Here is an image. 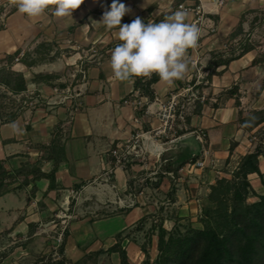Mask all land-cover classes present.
<instances>
[{
    "label": "crops",
    "instance_id": "obj_1",
    "mask_svg": "<svg viewBox=\"0 0 264 264\" xmlns=\"http://www.w3.org/2000/svg\"><path fill=\"white\" fill-rule=\"evenodd\" d=\"M120 2L131 8V12L122 18V24L131 23L137 16L147 24L160 13L170 11L173 0ZM111 3L112 0H84L78 9L73 11L72 16L68 17H56L53 14L54 5H50L37 17H29L19 12L17 7L15 10H9L3 27L0 28V58L17 50L20 51V56L29 53L31 57L39 58L31 65L17 60L13 63V68L22 72L27 81L25 94L35 92L42 101L41 104L22 111L14 121L0 124V160L14 156L6 162L8 167L9 162L18 160V154L26 152L27 159L35 161L36 149L30 144L48 143L54 124L63 120L65 127H68L64 130L66 158L55 174L57 189L48 192L54 205L57 203L64 206L69 203L70 197L74 199L76 207L81 202L88 204L94 198L102 202L103 197H109L107 200L116 203L120 208L122 196L126 195L125 178L121 169H111L113 175L110 183L92 182L101 172L111 167L112 160L108 157V150L114 142L128 138L133 132H143L140 130L142 123L148 122L153 126L157 122L154 117L156 115H153L158 106L157 101L147 103L146 111L140 116H136L133 105L125 102L128 97L131 99L135 90V76L126 81H119L113 75L111 53L116 47L115 44L120 41L119 29H108L100 22L103 13L110 10ZM182 4L192 8L187 10L189 16L186 22L196 23L201 29L197 47L188 49L190 61L196 60L197 66L201 64L200 67L206 66L211 51L223 50L228 46L227 34L243 13L253 8H264V0H198L196 6L192 5V0H186ZM151 7L152 9H149ZM177 10L181 9L175 11ZM254 55L253 51H249L231 61L225 69L223 65L219 66L216 71L224 70L212 75V85L225 88L234 83L238 84L240 93L245 94L240 97V101L245 102L249 99L248 91L245 92L242 88L250 89L261 79L260 73H254L250 65ZM84 62L89 63L86 68H83ZM189 67L190 71L184 79L168 84L159 78L153 83L155 97L161 100L188 78L195 79L196 66L190 63ZM38 73L53 76L50 80L52 84L35 80L34 75ZM61 83L65 86L60 87ZM70 87L74 93L71 91V94L69 92L67 95ZM66 98L69 100H65ZM142 98L147 102L146 97ZM233 102L234 99L229 98L219 108H210V112L203 111L200 115H191L190 127H193V130L185 131L178 139L195 141L196 144H193L202 152L219 157L227 156L224 147L234 141V153L245 154L244 150L250 147L251 142L248 141H252L253 132L249 133L248 138L234 122L236 110ZM255 103L252 109L264 107V88L259 97H255ZM200 130L204 132L206 149L199 140ZM142 135L145 138V147L153 149L156 143L148 141L145 133ZM8 139L9 142H2ZM42 165L41 169L44 171L51 167L50 162H43ZM195 169L198 171L201 167ZM82 181L85 183L75 190L74 185ZM38 188L39 191H45L47 181L40 180ZM135 212L136 209L132 208L127 215H116L112 220L115 219L120 225L126 226L128 218Z\"/></svg>",
    "mask_w": 264,
    "mask_h": 264
},
{
    "label": "rangeland",
    "instance_id": "obj_2",
    "mask_svg": "<svg viewBox=\"0 0 264 264\" xmlns=\"http://www.w3.org/2000/svg\"><path fill=\"white\" fill-rule=\"evenodd\" d=\"M11 7L12 5L5 7V9L3 8L4 17L3 20H0L2 27ZM255 9L257 10L250 13L245 21L246 24L244 23L245 36L255 46V49L252 50L254 54L264 55V8ZM254 17L256 19L251 22ZM18 57L21 56L18 55L15 61H17ZM1 65H4V62H0ZM198 66L196 65L194 83L191 82V78H188L184 83L169 92L181 93V102L185 104V118L187 115L190 117L193 115L197 99L200 102L205 100L204 104L202 103L201 113L203 111L206 113L210 112V108H213L212 103L219 95L220 90L224 88L213 86L211 80L208 81L207 79L209 70L206 69V66ZM252 67V71H255L254 73H260L261 79L256 84H253L254 86L250 89L242 88L243 91H248L249 99L245 102L240 101L239 106L234 105L233 102V107L236 110L234 122H236L237 126L238 111L242 110L243 114H246L256 105V93L264 78V63L262 66L252 65ZM12 69H14L13 65ZM201 83L206 86L200 92L196 85ZM71 91L73 94L74 90L70 87V90H67V95L69 92L71 94ZM169 93L161 100H166ZM132 94L131 99L134 98ZM244 95L242 92L241 96L243 97ZM131 99L128 97L126 100L130 101ZM65 100L69 99L66 98ZM138 100H140L141 104L146 103L143 101L142 96ZM31 101L32 104L28 108L42 103L38 96L31 99ZM130 105L133 104L130 103ZM139 107L134 108L135 111ZM157 112L158 106L153 112L157 120L153 126L148 122L142 123L140 130H143V132H133L128 138L113 143L108 150V157L112 160L110 162L112 168L110 167L101 172L98 178L92 182V184L110 183V178L113 175L111 169L115 167L121 169L125 178L126 189L124 192L126 195L122 196L123 200L120 202V208L116 206V203L109 202L107 200L109 197H103L102 202L96 201L95 198L90 200L88 204L81 202L78 207L74 203L70 204L72 200L70 197L69 203L66 205L60 206L57 203L54 205L51 203L53 199L48 196V193L42 195L44 191H38L36 197L27 205L25 200L26 189H17L0 197V264H33L37 257L49 253H51L53 258H59L60 254L57 252V246L62 241L65 231L68 234L64 255L71 261L81 258L86 253H91L98 249H107L117 240H120L130 264H146V260L149 263H153L157 254V231L152 229L154 223L162 219L163 226L167 230L178 229L180 232L187 229L189 225L200 227L201 208L207 202L206 196L210 185L218 177L230 178L242 154L234 153V149L230 151V146L234 142L231 141L229 146L224 147L227 156H214L212 153L207 154L203 151L204 155L201 160H199L200 158L197 159L204 163L208 157L202 166H193V163H186L179 169V174L176 177L170 172L162 173L166 160H174L175 155L183 153L187 147H194L195 151L198 148L193 144L195 143L193 140L191 142L189 139L184 141L178 139L181 136L178 131L181 129L186 130L190 127V124L186 123L185 118L184 122L179 121L173 134L171 132V134L169 133L166 136H158L156 133L160 128L161 122ZM142 133H145L148 141L152 140L156 143L153 146L154 150H149L150 148L145 147L143 142L145 138ZM203 133V130L199 131V140L203 144V148L206 149L207 144ZM247 137L249 138V135ZM251 140L248 141L249 143L251 142L250 147L244 150L246 153L254 150L258 142L256 133H252ZM117 143H123L128 146L125 158L120 163H116L111 154V150L116 147ZM262 143H264V140ZM35 153H37L35 159L37 160L43 150L36 149ZM258 162L260 171H264V158L260 156ZM5 165L7 166V164ZM41 166L43 165L41 164ZM183 167L187 169L183 170ZM198 167H201V170L197 171L195 169ZM157 181H159L158 185H155ZM249 181L256 192H264V188L259 184L260 180L256 174L250 175ZM172 186L175 187L174 201H171L169 196ZM255 200H257L256 196H249L246 201L252 202ZM132 208H135L136 212L128 218L126 226L120 225L115 219L112 220L116 215H127ZM30 222L36 223L32 236H29L28 233V223ZM118 234L120 236H117ZM119 263L120 258L116 252H104L97 256L92 255L86 262V264Z\"/></svg>",
    "mask_w": 264,
    "mask_h": 264
},
{
    "label": "trees",
    "instance_id": "obj_3",
    "mask_svg": "<svg viewBox=\"0 0 264 264\" xmlns=\"http://www.w3.org/2000/svg\"><path fill=\"white\" fill-rule=\"evenodd\" d=\"M186 0H173L171 10L165 13H160L153 18V23H159L166 16L171 15L178 9V6ZM193 6L198 4V0H192ZM15 2L10 11L17 8ZM149 9H152L149 8ZM257 9H249L243 13L235 26L227 34L228 46L223 50H214L209 53V60L206 64V69L209 70L207 79L211 80L213 74L221 73L229 63L240 58L249 51L255 49L253 43L245 36L244 23L247 20V15L255 12ZM3 11L2 7L0 12ZM256 17L252 19L255 20ZM252 25V24H251ZM0 27L1 24H0ZM117 42L115 46L120 44ZM20 51L17 50L11 54L5 55L0 62L4 65L0 66V124H5L14 121L17 116L27 109L28 102L37 97V93L30 95L25 94L27 89V81L22 72L12 69L16 57ZM26 65H31L39 60L37 56L31 57L29 53H24L18 57ZM264 63V55L257 54L251 60L250 65H260ZM89 63L84 62L83 68H86ZM223 65L224 69L216 71ZM159 76L153 73L150 77L140 76L134 78L133 86L135 90H139L141 96L146 97L147 102L141 104L136 109V115L140 116L146 111L147 103L155 99V93L152 84L159 80ZM35 80H44L52 84L51 75L38 73L34 75ZM194 78L191 82L194 83ZM65 84L61 83L60 87ZM206 85L198 84L196 88L201 92ZM264 88V78L261 81L256 96L260 95ZM239 85L234 83L229 87L222 88L219 95L216 97L212 107L214 109L221 107L229 98L234 99V105H240ZM200 98V97H199ZM205 100H196V107L193 114H201L202 103ZM190 116H186L185 121L190 124ZM180 120L176 121V126ZM238 127L247 135L256 133L258 142L253 151L247 152L240 156L237 166L231 173V177H218L209 187V192L206 196V204L201 208L199 221L200 227L188 226L183 232L178 229L173 231L167 230L162 223V219L152 225V229L157 231V254L153 263L145 261L146 264H264V193H257L250 181L249 175L256 174L259 177L260 183L264 188V172L259 168V157L264 158V107L254 108L251 111L243 114L242 110L238 111L237 115ZM66 128V129H65ZM68 127H65L63 120H58L51 132V139L48 143H32L30 146L37 150H43L40 157L30 162L28 154L20 153L18 160L9 162L6 167V162L13 159L14 156L6 157L0 160V197L17 189H26V204L29 205L34 197H36L39 188L38 182L42 179L47 181V188L42 193L46 195L49 191L57 189L56 171L66 158L64 146V134ZM193 130L188 127L186 130L178 131L179 134L185 131ZM3 143L9 142L3 140ZM195 145V144H194ZM235 143L230 146V151L233 150ZM183 153H186L183 155ZM178 155H175L174 160H166L163 165L162 173H171L174 177L178 176L179 169L186 163H194L197 159L202 158L203 152L198 148L195 151L194 147H187L186 150ZM43 162H50L51 167L48 171L41 169ZM161 176V175H159ZM158 182L155 185H158ZM83 182L75 184L74 189L77 190ZM30 187L28 188V186ZM28 188V189H27ZM175 187L172 186L169 196L171 201H174ZM249 196H256L257 200L247 202ZM74 203L72 199L70 204ZM36 223H28V233L32 236ZM68 232L63 234L62 241L57 246V252L60 257L55 259L51 253L41 255L36 258L33 264H86L87 260L92 255L101 253L116 252L120 258L119 264H130L127 259V254L117 240L107 249H98L91 253H86L81 258L71 261L64 255L65 243ZM117 236H120L119 234Z\"/></svg>",
    "mask_w": 264,
    "mask_h": 264
},
{
    "label": "clouds",
    "instance_id": "obj_4",
    "mask_svg": "<svg viewBox=\"0 0 264 264\" xmlns=\"http://www.w3.org/2000/svg\"><path fill=\"white\" fill-rule=\"evenodd\" d=\"M84 0H16L19 12L29 17L41 15L50 5L55 6L56 17L72 16ZM131 12L120 0H112L110 10L103 13L101 23L108 29L118 28L121 41L111 53V68L115 79L157 74L168 84L184 79L190 71L188 49L197 47L201 29L196 23H187L189 13L177 10L161 22L145 24L140 17L122 24V18Z\"/></svg>",
    "mask_w": 264,
    "mask_h": 264
},
{
    "label": "built area",
    "instance_id": "obj_5",
    "mask_svg": "<svg viewBox=\"0 0 264 264\" xmlns=\"http://www.w3.org/2000/svg\"><path fill=\"white\" fill-rule=\"evenodd\" d=\"M16 0H0V8L2 9L9 5H13ZM179 9L183 10H192V8L187 7L183 4H180L178 6ZM3 9V11H4ZM0 12V20H3L4 17V12ZM194 66L197 65V61L194 60L191 62ZM181 93L175 92V93H169V96L167 97L166 100L162 101L158 98L155 97V101L158 102V118L161 122L160 128L157 131L158 136H166L167 134H173L175 132V127H176V121L180 120L184 122L185 118V104L181 102L180 99ZM133 99L130 101L125 100V102H130L133 104V107L136 108L141 105L139 98H141V95L139 93V90H135V92L132 94ZM32 104V101L30 100L28 102V106ZM128 146L124 145L123 143H117L116 147H114L111 150V154L116 161V163H120L123 158H125L126 155V148ZM193 166H202L204 163L202 161L197 160L195 163H193Z\"/></svg>",
    "mask_w": 264,
    "mask_h": 264
}]
</instances>
